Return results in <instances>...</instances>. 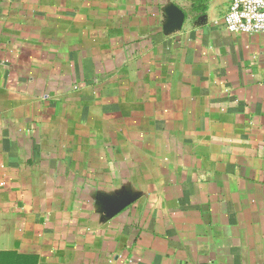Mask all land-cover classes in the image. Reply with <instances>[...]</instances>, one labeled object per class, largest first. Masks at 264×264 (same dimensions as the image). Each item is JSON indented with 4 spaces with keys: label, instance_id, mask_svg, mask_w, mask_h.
I'll return each mask as SVG.
<instances>
[{
    "label": "crops",
    "instance_id": "1",
    "mask_svg": "<svg viewBox=\"0 0 264 264\" xmlns=\"http://www.w3.org/2000/svg\"><path fill=\"white\" fill-rule=\"evenodd\" d=\"M230 1L0 0V264H264V33Z\"/></svg>",
    "mask_w": 264,
    "mask_h": 264
},
{
    "label": "built area",
    "instance_id": "2",
    "mask_svg": "<svg viewBox=\"0 0 264 264\" xmlns=\"http://www.w3.org/2000/svg\"><path fill=\"white\" fill-rule=\"evenodd\" d=\"M225 25L233 33H264V0H231Z\"/></svg>",
    "mask_w": 264,
    "mask_h": 264
},
{
    "label": "water",
    "instance_id": "3",
    "mask_svg": "<svg viewBox=\"0 0 264 264\" xmlns=\"http://www.w3.org/2000/svg\"><path fill=\"white\" fill-rule=\"evenodd\" d=\"M110 205L108 206V210L107 213L108 215H115L117 213H119L123 208H125V206L128 205V201H115V200H111V202H109Z\"/></svg>",
    "mask_w": 264,
    "mask_h": 264
}]
</instances>
